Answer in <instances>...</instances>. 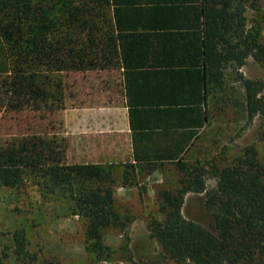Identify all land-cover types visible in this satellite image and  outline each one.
<instances>
[{
  "label": "trees",
  "instance_id": "16d2710c",
  "mask_svg": "<svg viewBox=\"0 0 264 264\" xmlns=\"http://www.w3.org/2000/svg\"><path fill=\"white\" fill-rule=\"evenodd\" d=\"M257 1L0 0V110L60 109L63 72L112 63L107 38L120 36L118 30L114 32L119 28L118 14L125 10L134 14L133 25L143 26V21H148L153 27L159 13L178 10L172 3L186 2L190 4L180 6V11L191 12L196 21L192 34L202 38L204 95H199L198 85L189 88L196 105L185 106L180 112L202 113V120L194 122L200 126L211 116L205 106L208 93L213 97L216 91L224 90L225 65L230 62L238 67L248 55L259 63L264 60V46L255 40L256 29L247 24L243 13L247 5L253 7ZM224 36L241 37L235 43H225ZM239 76L236 80L243 89L246 118L264 114L262 84ZM182 155L184 152L174 161L179 187L157 192L161 218L146 222L149 236L160 246L161 258L174 264L263 262L264 168L254 146H244L223 165L198 159L186 162ZM63 157V141L55 135L15 138L0 147V186L17 189L29 183L43 199L77 215L85 252L93 261L104 259L110 249L102 242V231L115 227L126 234L131 220L113 209V192L115 186L134 176L133 167L126 163L70 164ZM207 172L216 179L214 187L205 184ZM191 206L194 213L187 209ZM17 237L14 235L15 251L20 253L23 239ZM40 264L75 263L46 259Z\"/></svg>",
  "mask_w": 264,
  "mask_h": 264
},
{
  "label": "crops",
  "instance_id": "0c3cea01",
  "mask_svg": "<svg viewBox=\"0 0 264 264\" xmlns=\"http://www.w3.org/2000/svg\"><path fill=\"white\" fill-rule=\"evenodd\" d=\"M187 4L172 3L178 10L159 13L153 27L148 21L133 25L134 14L124 10L118 14L119 28H114L120 36L107 38L112 63L63 72V106L57 114L65 163L130 164L136 182L141 174L146 178L155 171L161 178L160 168L194 151L211 118L195 126L202 113L180 112L196 105L189 88L198 85L204 95L202 38L192 34L196 21L191 12L180 11ZM240 37L223 38L235 43ZM241 66L228 62L223 77L230 68L240 75ZM210 104L209 92L208 111Z\"/></svg>",
  "mask_w": 264,
  "mask_h": 264
},
{
  "label": "rangeland",
  "instance_id": "374dc122",
  "mask_svg": "<svg viewBox=\"0 0 264 264\" xmlns=\"http://www.w3.org/2000/svg\"><path fill=\"white\" fill-rule=\"evenodd\" d=\"M243 13L247 24H253L256 29L258 36L255 40L264 46V0H258L253 7L247 5ZM225 73L224 90L210 96L208 129H204L194 151L182 156L186 162L198 159L223 165L237 156L244 146L252 145L264 168V114L246 118L242 108L243 89L236 80L237 74L240 77L239 72L234 75L230 68ZM240 75L260 82L264 90V60L259 63L248 55ZM221 95L223 97L218 99ZM57 113L58 110H0V147L29 134L60 138ZM174 167V162H170L160 168L161 178L155 171V175L146 178L141 174L136 182L130 176L124 185L114 187V191L120 187L123 189L120 188L117 194L113 192V209L128 215L131 220L126 234L115 227L102 231V242L110 252L109 256L97 261H93L84 250L82 225L77 215L67 214L57 203L43 199L37 188L29 183L17 189L0 186V264H40L46 259L75 264H174L161 258L160 246L154 237L149 236L146 227L148 220L161 218L157 192L179 187ZM204 180L208 188L215 186L212 173L207 172ZM191 195L200 198L192 193L186 196ZM187 209L195 211L194 206ZM17 234V239H23L20 253L15 251L14 235ZM256 264H264V261Z\"/></svg>",
  "mask_w": 264,
  "mask_h": 264
}]
</instances>
